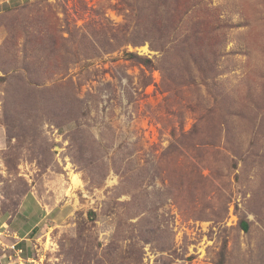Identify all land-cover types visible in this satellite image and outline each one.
<instances>
[{
    "label": "rangeland",
    "instance_id": "374dc122",
    "mask_svg": "<svg viewBox=\"0 0 264 264\" xmlns=\"http://www.w3.org/2000/svg\"><path fill=\"white\" fill-rule=\"evenodd\" d=\"M0 264H264V0H0Z\"/></svg>",
    "mask_w": 264,
    "mask_h": 264
}]
</instances>
